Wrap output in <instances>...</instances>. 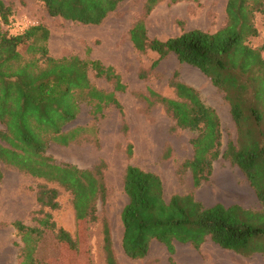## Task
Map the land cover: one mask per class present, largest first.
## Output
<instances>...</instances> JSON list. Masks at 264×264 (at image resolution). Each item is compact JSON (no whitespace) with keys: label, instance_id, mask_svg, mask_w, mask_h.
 I'll return each mask as SVG.
<instances>
[{"label":"trees","instance_id":"16d2710c","mask_svg":"<svg viewBox=\"0 0 264 264\" xmlns=\"http://www.w3.org/2000/svg\"><path fill=\"white\" fill-rule=\"evenodd\" d=\"M38 1L52 17L98 26L118 9L122 0ZM163 1L200 0H146L144 17L132 26L130 40L138 52L158 54L151 71L168 56L175 55L181 64L199 69L224 94L240 135L238 147L230 146L225 155L245 174L262 210L221 204L205 207L192 193L167 200L158 175L128 165L124 175L128 203L121 213L123 250L128 258L140 260L148 255L153 242L163 244L173 256L176 244L198 250L211 240L222 249L244 256L261 253L254 245L264 240V185H256L254 171L257 163L264 177V58L262 48L254 49L248 41L259 34L254 19L257 13L264 14V0H228L227 22L217 32L191 30L161 41L148 36L145 20ZM0 20V123L5 128L0 130V162L35 178L58 183L73 194L78 226L95 223L99 220V204H105L108 195L103 174L106 165L82 169L59 164L48 155V148L52 142L69 146L78 141L84 128H65L76 120L82 101L93 107L94 114H100L110 105L120 107L116 93L126 91L127 87L113 67L100 61L77 56L52 57L48 46L50 32L42 24L30 26L21 34L12 32L15 18L1 0ZM90 71L111 82L113 91L97 89L91 83ZM147 74L142 72L140 78L146 79ZM178 76L174 74L170 82L177 99L162 97L149 89L147 101L161 104L175 120L176 130L200 132L192 140L193 158L183 165V170L191 173L194 188L199 189L209 180L214 161L221 155V120L202 101L198 91ZM133 149L131 144L127 146L129 158ZM58 197L56 189L47 187H41L37 193L40 207L51 210L59 208ZM38 223L39 227L20 221L13 223L23 244L20 264H46L36 257L44 230L54 231L63 246L78 249V240L57 228L50 213ZM102 224L106 264H120L111 225L106 219Z\"/></svg>","mask_w":264,"mask_h":264},{"label":"rangeland","instance_id":"374dc122","mask_svg":"<svg viewBox=\"0 0 264 264\" xmlns=\"http://www.w3.org/2000/svg\"><path fill=\"white\" fill-rule=\"evenodd\" d=\"M1 1L11 9L15 23L27 17L49 30L48 46L52 57L77 56L83 60L100 61L114 68L127 89L116 93L120 107L110 105L100 114H94L93 107L82 101L76 120L65 128H84L78 141L69 146L52 142L48 148V155L59 164L82 169H94L101 163L106 165L103 174L108 195L106 203L99 204L97 222L80 228L70 191L58 183L35 178L0 162L3 174L0 180V264H20L21 261L23 244L13 223L20 221L30 227H39L38 221L46 213L52 215L57 228H63L79 242L78 249L72 250L57 240L54 231L44 230L36 257L46 264H106L103 219L111 225L115 253L120 264H264V240L254 245L262 252L249 256L222 249L211 240L198 250L190 245L176 244L173 256L163 244L153 242L148 255L140 260L128 258L123 250L121 213L128 203L124 191V175L128 165L158 175L162 179L167 200L174 195L192 193L195 200L205 207L221 204L226 207L239 205L245 210H262L260 199L245 174L225 155L230 152V146L238 147L240 135L224 94L199 69L181 64L175 55L168 56L151 71V66L159 58L158 54L153 51L138 52L131 42L130 30L135 22L144 17L146 0H122L118 9L98 26L52 17L38 0ZM227 1H163L146 17L148 36L166 41L191 30L215 33L227 22ZM254 23L259 34L251 38L248 44L254 49L262 48L264 58V14L257 13ZM3 29L6 27L3 26ZM11 29L14 32L13 26ZM144 71L148 73L146 79L140 78ZM176 73L181 82L198 91L202 101L213 108L221 120V155L214 161L209 180L199 189L194 188L191 173L183 170V165L193 158L192 140L200 132L176 130L175 120L163 106L147 101L149 89L162 97L177 99L170 85ZM89 77L100 91H113V84L98 77L94 71H90ZM4 129L0 123V130ZM129 144L134 148L132 158L127 155ZM251 146L257 149L255 145ZM254 172L256 185L263 186L264 177L257 163ZM41 187L59 192L58 209L40 207L37 193Z\"/></svg>","mask_w":264,"mask_h":264},{"label":"built area","instance_id":"2783aa9c","mask_svg":"<svg viewBox=\"0 0 264 264\" xmlns=\"http://www.w3.org/2000/svg\"><path fill=\"white\" fill-rule=\"evenodd\" d=\"M36 25L31 20H29L27 17L23 18L17 23H14L13 30L15 34H21L23 33L28 27Z\"/></svg>","mask_w":264,"mask_h":264}]
</instances>
